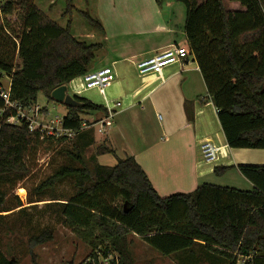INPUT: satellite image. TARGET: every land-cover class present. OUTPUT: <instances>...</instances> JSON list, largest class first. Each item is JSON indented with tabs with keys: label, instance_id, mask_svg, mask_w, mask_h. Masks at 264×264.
I'll use <instances>...</instances> for the list:
<instances>
[{
	"label": "trees",
	"instance_id": "trees-1",
	"mask_svg": "<svg viewBox=\"0 0 264 264\" xmlns=\"http://www.w3.org/2000/svg\"><path fill=\"white\" fill-rule=\"evenodd\" d=\"M25 12L23 30L13 43L18 63L0 59V81L11 79V99L25 108L36 105L38 94L51 98V93L90 72L101 44H89L76 38L71 21L60 27L35 5L37 0H21ZM66 15L75 10V0H63ZM181 3L186 8L184 32L191 56L198 64L208 96L231 149L264 150V0H229L239 3L244 11H229L223 0H156ZM20 5L10 0L2 10L12 15ZM88 24L103 31L98 20L84 12ZM82 104L67 108L64 128L77 133L73 148L64 150L69 164L62 165L37 188L36 200L66 181L72 183L70 200L51 199L49 207L60 214L64 227L88 244L92 252L83 264H102L113 256L112 264H135L132 237H138L163 256L193 248H203L213 256L223 257L228 264H264V166L238 165L236 169L253 186L252 191L203 184L191 193L162 197L149 176L131 154L115 166H104L99 158L114 155L108 138L99 145L90 160L83 151L87 141L94 144L92 130H84L86 115H107V109L82 97ZM185 103L189 121L193 113ZM4 102L0 99V111ZM48 114L47 111H41ZM95 114V115H94ZM9 114L0 117V221L11 211L10 197L17 184L30 175L31 155L41 148L72 141L55 140L40 132H30L28 125L6 123ZM91 165H90V164ZM233 167L217 166L216 175ZM17 208L23 207L15 196ZM26 208L20 211L23 213ZM7 217V216H6ZM30 231L28 245L35 247L52 242L55 232ZM192 252L186 264L203 262ZM205 252V253H206ZM215 262V260H214ZM0 264H19L9 257L0 244Z\"/></svg>",
	"mask_w": 264,
	"mask_h": 264
},
{
	"label": "rangeland",
	"instance_id": "rangeland-1",
	"mask_svg": "<svg viewBox=\"0 0 264 264\" xmlns=\"http://www.w3.org/2000/svg\"><path fill=\"white\" fill-rule=\"evenodd\" d=\"M10 0H0V59L8 60L9 62L18 63L17 52H15L13 43L16 41L18 34L23 30V24L25 19V12L23 8V1H20V5L14 10L12 15L5 16L2 10L7 2ZM204 3L206 0H199ZM229 3V0H225ZM35 5L40 11L47 15L51 20L56 22L60 27L66 28L67 24L71 21V31L72 34L89 44H101L102 48L96 53V59L91 66V72L95 68L113 67L114 73L117 78L112 83L111 87L107 88L105 91L106 99L114 106L121 99V77L119 72L121 71L119 67L112 65V52L111 49L114 45H117L121 41H127L129 37H117L116 34L126 31H142L152 29L154 22V16L150 15L151 10L145 9L142 0H75L73 6L75 10L71 15H66L67 4L63 0H37ZM182 9L185 10L184 5L179 4ZM84 12L89 13L90 16L98 20L103 31L97 30L90 26L85 19ZM179 17V16H178ZM178 19V18H177ZM179 21V20H178ZM107 30H117L118 33L113 34L112 32H107ZM120 30V32H119ZM123 33V32H122ZM93 34L95 38H86L87 35ZM115 36V38H110V36ZM122 35V34H121ZM105 37H109L104 41ZM130 39V38H129ZM113 50V49H112ZM193 60V59H191ZM127 68H122L126 76L131 78L136 89L138 86L142 87L144 91L151 85L154 87L157 85L156 79L158 75L152 74L151 76L141 77L134 66L126 64ZM177 67L171 66L164 69V75L167 77L172 70ZM178 69V68H177ZM161 78V77H160ZM182 80L181 78L179 81ZM179 81L175 83L168 82L164 87L159 90L154 91L151 94V100L143 103L142 96L136 100L142 102L138 105L137 110L140 108H150L151 105H157L158 113L156 116L150 117L147 122V134L152 141L162 144V147L167 146L165 143L166 137L170 138L171 131L178 129V123L174 126V118H177L179 112V105L184 101V97L181 94ZM10 83V78L4 75L3 84L4 87H8ZM75 86L78 83H74ZM74 84L68 86V94L74 96ZM145 94V93H144ZM176 95V99L172 96ZM79 97H82L88 101H91L97 106L106 107V101L104 97L100 94L97 89H91L87 91H81ZM157 102V103H156ZM122 108L127 111V104L125 100L119 102ZM33 112L37 111H47L46 116L47 122L57 121L64 118L67 115L66 106L57 103L53 99H50L43 93L38 94L37 102L34 107H32ZM166 111V112H165ZM167 111L169 116L167 117ZM42 114V113H41ZM43 115V114H42ZM95 115V114H94ZM104 117L103 113H98L95 116L86 115L84 118L87 122V126H93L99 123ZM169 124L167 131L163 130L161 126L162 122ZM105 119V118H104ZM131 117L124 114L123 117L115 118L112 127L106 128L107 133L100 134L97 130L98 127H92L91 134L87 138H94V144H89L83 147V157L86 161L92 158L95 153L96 148L101 145L107 138L109 134L108 143L115 151L114 155H106L99 158V163L104 166H115L119 161L126 158L130 154L126 146L131 144L130 148L137 150L136 147L139 146L140 141L145 140L146 136L143 138V129L141 128V122H134L129 120ZM41 121V117L38 118ZM119 121V122H118ZM168 121V122H167ZM177 122V121H176ZM122 131L119 133L117 128ZM89 130V129H84ZM51 137V136H48ZM55 140L61 139L57 137H52ZM74 139V138H73ZM72 140V139H71ZM77 142V140H75ZM75 141H68L61 144L55 145L50 150H46L44 147L41 148L36 154L31 155L30 163V175L24 180L17 184L13 195L10 197L9 208L11 209L8 213H3L6 219L0 221V244H2L3 252L9 257H18L19 264H83L87 260L89 261L90 254L92 252L91 247L80 240L73 232L68 228L64 227L63 219L60 214H56L50 209L51 199L59 198L61 200H70L73 196L72 183L68 180L63 184L57 186L53 192H48L41 198V202L32 203L36 200L38 194L36 193V188L52 176L56 170H58L62 165L69 164L70 160L65 155L64 150H70L73 148ZM256 152H264V150H253ZM226 155V153H222ZM256 155L250 156L249 159L254 160L258 166L264 165V154L263 153H251ZM228 160H220L213 163L212 167L224 166ZM90 164V163H89ZM91 165V164H90ZM209 180L205 183L230 187L241 191H251V185L248 181L242 177L238 171L228 172L224 175H212ZM15 196H18L23 203V207L17 208V201ZM26 208L23 213L21 209ZM7 216V217H6ZM28 224L32 226L36 233H39L44 229H52L55 232V237L52 242L45 245L35 247L31 252L28 245L30 231L28 230ZM134 243L132 246V256L135 264H186L189 260L186 257H175L179 254H184L187 252H192L188 250L182 253L174 254L171 256H163L154 249L150 248L144 241L138 237H132ZM205 249L196 248L195 254L203 260V262H209L208 264H228V261L220 256H217L214 262L210 263L212 254L205 253ZM109 257L108 260L103 261L102 264H112L114 259ZM204 264V263H199ZM239 264H243L240 262Z\"/></svg>",
	"mask_w": 264,
	"mask_h": 264
},
{
	"label": "crops",
	"instance_id": "crops-1",
	"mask_svg": "<svg viewBox=\"0 0 264 264\" xmlns=\"http://www.w3.org/2000/svg\"><path fill=\"white\" fill-rule=\"evenodd\" d=\"M223 2L225 8L229 11L245 10L237 2L229 1V3H226L225 0H223ZM142 3L145 9L151 10L150 15L155 17L154 22L151 21V23H153L152 29L142 31L122 30L123 33L120 32V30V33H118L117 30H105L106 34L107 32H112L113 34L118 33L116 34V38H130H127V41H121L117 45H114L112 47L113 50L111 49V56L113 57L111 59L112 65L119 67L121 70L118 74L122 79V96L119 102L125 100L127 104V111L124 109L117 110L115 118H121L124 114H127L131 117V119H129L130 121L133 120L135 123L141 122L143 138L146 136V139L140 141L138 147L135 146L137 150L130 148L131 144L126 146V149L135 157L136 161L147 173L153 186L162 197H168L176 193H191L197 187L207 184L205 183L206 180H209L208 178L212 175H216L214 169L217 166L212 167V164L204 160L202 145L206 141L213 142L221 148L219 156L221 161L224 160V158L228 160L232 159V161H227L224 165V167H233L226 173L238 171L236 169L238 165H257V163H254L256 161L249 159L250 156H256L251 153L264 154V152H256L248 149H231L228 146L218 119V112L208 96L204 79L193 56H191L189 61L184 65H173L178 69L172 70L167 74V77L163 73V76H160L161 78L158 77V79H156L158 80L157 85L154 87L151 85L144 91L145 94L142 93L143 90L141 86H138L136 89L131 78L126 76L125 71L122 69L127 68L126 64L136 67L140 61L155 57L173 45L188 47L184 32L186 8L184 10L178 6L181 3L167 1L162 5H158L156 0H142ZM199 3L201 2L199 1ZM86 38H95V35L89 34ZM110 38H115V36L112 35ZM107 39H109V37H105L104 41ZM98 68L93 70H99ZM112 69L114 70L113 67ZM151 75L152 74L149 76ZM180 78L182 80L179 81ZM177 81L180 83L181 94L184 97V101L179 105L178 116L174 118V126L178 123V129L171 131V137H166L165 139V143L168 145L162 147V144L152 141L146 133L147 122L150 120V117L160 114L156 108L157 105H151L150 108L142 107L139 111L137 107L139 104L141 105L142 102L145 103L150 101L151 94L154 91L161 89L168 82L175 83ZM142 94L144 95L142 102H140L141 100L136 101ZM172 97L176 99V95ZM186 102L190 103L189 109L193 113V121H189L188 119L185 109ZM122 106L120 108H122ZM106 116L107 115H104L102 119ZM168 116L169 114L167 111V117ZM160 120L163 130L167 131L169 124L166 122L164 123L162 118ZM117 130L119 133L122 131V129L119 130V127ZM223 152L226 153V155H223ZM245 181L248 180L245 179ZM250 185L252 191L254 186L251 183Z\"/></svg>",
	"mask_w": 264,
	"mask_h": 264
},
{
	"label": "built area",
	"instance_id": "built-area-1",
	"mask_svg": "<svg viewBox=\"0 0 264 264\" xmlns=\"http://www.w3.org/2000/svg\"><path fill=\"white\" fill-rule=\"evenodd\" d=\"M191 54L188 47L173 45L164 50L162 53L155 57H151L140 61L137 65V71L140 76H147L155 74L163 76L164 69L173 65H184L189 61ZM9 78V77H8ZM4 78L0 81V99L4 102V109L0 111V117H4L5 114H9L6 118V123L10 125H21L24 122L27 123L30 132H40L44 137H57L67 138L71 140L76 137L77 133L73 130L64 128V118L57 121L47 122L46 116L41 114V110H35L32 108H25L18 102H14L11 99V79L8 87H4ZM116 80V74L111 67H104L99 70L90 71L83 77L73 80L71 83H78L77 86L74 84V96H79L81 91H87L91 89H97L106 101L107 116L93 126H87V122L83 126V129H91L92 127H98L100 134L107 133L106 128L112 127L113 121L117 109L122 105L116 103L114 106L106 99V89L111 87L112 83ZM41 117V121L38 118ZM161 119V118H160ZM202 152L204 160L207 163L213 164L219 161L221 148L215 145L213 142L206 141L202 145Z\"/></svg>",
	"mask_w": 264,
	"mask_h": 264
},
{
	"label": "water",
	"instance_id": "water-1",
	"mask_svg": "<svg viewBox=\"0 0 264 264\" xmlns=\"http://www.w3.org/2000/svg\"><path fill=\"white\" fill-rule=\"evenodd\" d=\"M51 98L59 104L69 108H78L80 104L74 96L68 94V85H63L51 93Z\"/></svg>",
	"mask_w": 264,
	"mask_h": 264
}]
</instances>
